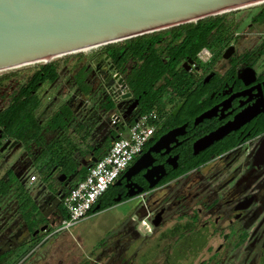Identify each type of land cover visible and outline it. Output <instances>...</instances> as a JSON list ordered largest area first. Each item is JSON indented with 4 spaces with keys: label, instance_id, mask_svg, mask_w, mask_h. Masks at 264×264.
Listing matches in <instances>:
<instances>
[{
    "label": "flooded vegetation",
    "instance_id": "1",
    "mask_svg": "<svg viewBox=\"0 0 264 264\" xmlns=\"http://www.w3.org/2000/svg\"><path fill=\"white\" fill-rule=\"evenodd\" d=\"M251 5L237 16L234 13L224 15L226 25L221 37L210 34L207 45L194 54L190 52L179 57L171 72L162 71L155 79L150 78L148 87L127 80V77L150 56L137 60L129 55H116L118 47L112 55L107 49L99 48L65 80H58L65 74V67L56 61L53 80L32 79L40 70L39 65L23 82L16 78V71L6 72L4 77L1 74L0 113L12 103L32 96L39 98L41 93L55 101L56 96L48 94L51 87L62 93L54 110L41 118L36 116V109L33 111L34 119L43 127L41 145L33 140L22 143L8 135L0 123V148L7 141L0 155L19 145L28 159L26 163H17L21 164L17 171L8 163L0 173L1 179L6 180L11 175L24 188L22 196L8 188L12 189L10 201L16 208L9 222L17 220V224L14 228H0V253L6 249L1 246L15 243L16 233L20 232L21 242L29 241L38 233L48 231L58 219L65 218L62 199L80 178L81 169L91 157L98 158L108 148L121 126L126 128L144 112L147 96H151L149 90L156 93L172 74L174 90L170 97L169 88L158 95L156 100L160 106L156 111V125L133 160L166 131L175 129L174 138L150 151L145 167L128 177L122 176L126 168L120 172L93 207L135 204L131 211L134 220L127 224L123 236L121 260L125 264H134L132 258L147 249L155 264H222L232 259L234 250L240 264H245V260L246 264H264V1ZM163 45L160 42L155 46V53L162 60ZM94 58L113 79L106 88L113 109L105 114L102 107L94 108L89 111L86 123H82L83 118L79 120L76 116L90 101L82 99L77 92L82 86L77 80H96L97 67L91 66ZM78 61L76 58L73 63ZM72 66L70 69L75 65ZM159 68L154 66L152 73ZM72 83L77 84L69 89ZM88 90L91 92L92 88ZM126 93L129 95L124 96ZM62 105L68 108V114L61 113ZM173 109L175 112L171 113ZM57 112L61 119L55 120ZM57 120L60 125L55 128ZM80 131L93 136L89 156L76 158V167L69 174L55 165L39 171L49 160L47 153H41L43 146L63 135L73 144L78 141ZM215 131L220 134L216 139L202 148L194 146L199 138ZM4 159L0 158V162L6 163ZM32 168L36 172L38 169L36 182L41 183L40 192L33 197L27 190L34 184L26 181ZM60 174H64L61 180L58 179ZM51 176L55 181H42ZM52 203L56 204V209L45 211ZM39 212L45 215L37 222L35 214ZM26 217L35 223L32 228ZM137 218L139 224L135 222ZM43 225V230L34 233ZM138 225L142 229L139 230ZM28 234L33 238H27ZM246 249L254 252L249 254ZM116 254L117 251L112 252L108 261L99 263L100 258H93L86 264H118L116 260L120 255L116 257Z\"/></svg>",
    "mask_w": 264,
    "mask_h": 264
},
{
    "label": "water",
    "instance_id": "2",
    "mask_svg": "<svg viewBox=\"0 0 264 264\" xmlns=\"http://www.w3.org/2000/svg\"><path fill=\"white\" fill-rule=\"evenodd\" d=\"M260 1L263 0H0V71L42 59L45 60L40 63H45L53 56L193 22ZM174 112L175 109L171 111ZM174 135L175 129L160 135L126 167L122 176L128 177L145 167L150 151L165 145ZM219 135L217 131L209 133L195 141L194 146L202 148ZM6 144L7 141L0 150ZM96 159L91 157L85 167ZM63 177L60 174L58 179ZM44 228L45 225L40 226L34 233Z\"/></svg>",
    "mask_w": 264,
    "mask_h": 264
},
{
    "label": "rangeland",
    "instance_id": "3",
    "mask_svg": "<svg viewBox=\"0 0 264 264\" xmlns=\"http://www.w3.org/2000/svg\"><path fill=\"white\" fill-rule=\"evenodd\" d=\"M251 6L253 5L230 10L225 14L234 13L237 16ZM166 40L167 38L165 37L161 43L164 44ZM119 42L120 41L113 42L112 46L107 48V50L110 51V55H112L115 52L116 48L119 47ZM102 46L103 45L83 51L60 55L51 59L56 60L59 65H64L65 67V74L62 75L58 80H65L64 78L71 76L72 71L75 70L78 65H80L84 60L93 55L94 52H96L99 48H103ZM160 49L161 46H158V50ZM76 58H78L79 61L73 63ZM39 63L40 62L24 64L17 67L1 70L0 75L5 74L6 72L16 71V78L19 79V82H23L28 74L36 68V64ZM71 64L75 65L73 69H70V67L72 66ZM91 66H93L94 68L97 67V70L95 71L96 80H77L78 84H82V88H77V92L80 93L82 99H88L90 101V104L86 105V108L82 107V112L76 116V118L79 120H82L83 118L82 123H86V121L88 120L89 111L94 108L102 107L105 114H107L110 109H113V102L110 101L106 92L107 86H110L113 80L110 76V73L107 72L103 67L98 66L97 58H94L92 60ZM4 83L8 84V82ZM61 84L62 83H60L58 87H60ZM76 84L72 83L71 85H69V89H72ZM62 86L64 87L65 83H63ZM89 87L92 88L91 92H89L88 90ZM6 90L8 91L9 87L6 88ZM46 90H48V88H46ZM48 92V94L53 93L54 96H56L55 101H52L49 95L45 97L44 94H39L40 103L36 108V116L39 118L54 110L58 103H60L61 101L60 94L62 92L60 93L58 88L54 89L51 87ZM81 133L83 135L85 134L84 131H80L79 135H82ZM3 157H5L4 160L7 164L0 162V173L4 170L5 166H7L8 163L10 166L14 165L13 168L15 171H17L16 169H18L21 165L17 163L22 161V163H26L28 160L26 158L25 151L19 145H15L11 149H6L5 152L0 155V158ZM33 171H36V169L32 168L30 172ZM42 181L51 183L55 181V179L53 178V176H51L45 177L44 179H42ZM40 190L41 183L36 182L27 190V193L29 196L33 197L35 195H38ZM12 195V189H7V191L0 195L1 229L3 227L10 228V226L14 228V225L17 224V220H12V224L11 222H9L11 220L10 218L12 217L11 214H13V211L16 209L15 204H12L10 201L13 197ZM134 207L135 204L129 202L122 205L107 207L104 209H96L95 212L89 217L78 220L66 228H62L63 221L66 219V217L60 218L50 226V229L48 231L38 233L37 237L33 239L34 241L39 240V242L34 246L33 251L32 249H30V246L33 244L32 239L29 241L21 242L19 234L20 232L17 231L19 233H16L13 239L15 243L7 246L4 244L3 246H1L2 249L6 248V253L9 252L10 254L7 257V261H5L3 264H14L16 260L17 263L15 264H86L93 261V258H100L102 261H108L109 259H111L112 252L114 251H117L116 257H118L119 255L120 257H122L124 254L122 250V243L124 242L123 236L125 235L127 224L129 222L131 223L134 220L132 219L134 218V215H132L131 217V211L132 209H134ZM55 209L56 204L52 203L45 209V211ZM44 215V212L35 214L36 221L38 222L40 219L42 220V216ZM135 220V222L139 224V218ZM20 223H23V221L21 220ZM137 227L140 226L138 225ZM140 229L142 228L140 227ZM29 237L30 235L27 236V238ZM247 251L249 254L254 252V250ZM23 252H27L26 255H24L22 259L18 260ZM235 253L236 252L234 250L232 253V259L230 258L228 261L222 262V264H240L241 261H239V258ZM150 258H152V254L147 249L143 253H140L139 251L136 257L132 258V261L134 264H144L146 262L147 264H155L154 261H151ZM244 263L246 264V260L244 261Z\"/></svg>",
    "mask_w": 264,
    "mask_h": 264
},
{
    "label": "trees",
    "instance_id": "4",
    "mask_svg": "<svg viewBox=\"0 0 264 264\" xmlns=\"http://www.w3.org/2000/svg\"><path fill=\"white\" fill-rule=\"evenodd\" d=\"M225 13L226 12L203 17L193 22L182 23L165 29L120 40V46L117 49L116 55H129L137 60H143L145 55L150 56L148 61L136 66L132 74L127 77V80H134L135 82H140L144 87H148L150 78L155 79L159 75L158 73H161L162 71L171 72L179 57H183L185 53L191 52V54H194L201 47L207 45L208 36L210 34L218 38L221 37V30L226 25L223 18L224 15H226ZM165 37L168 39L163 45L165 53L162 60L157 57L155 53V46L157 43L162 42ZM110 46H112V43L104 44L102 47L107 49ZM55 61L56 60H50L45 63L36 64L40 66V70L36 71L32 75V79L53 80L56 77ZM154 66H156V68L160 67L155 74L152 73ZM40 71H42V73H40ZM5 75L6 74H3L2 77ZM167 88L170 89V97V94L174 90L172 74L165 79V83L162 84L161 88L158 89L156 93L149 90L151 96H147L143 111L145 112L149 109L157 111L160 104L156 99L158 95H160ZM39 103V98L37 96H32L30 98L20 100L16 104L12 103L7 106L0 113V123L4 125L6 133L24 144H27L28 140H33L35 143L41 145L42 139L40 138V132L43 127L36 122L33 116V111L38 107ZM59 109L61 110V113L63 112V114H68V108L66 106L62 105ZM169 116H171L170 113ZM53 119H61L60 114L57 112ZM58 124L60 125V121L57 120L53 126L56 128L58 127ZM64 137L65 135L61 136L58 140L50 141L46 146L42 147L41 153H47L49 155V160L46 161L45 164L41 165L39 171L53 165L58 167L59 170L65 174H69L75 169L76 163L72 157L73 152L67 148L71 142L69 143V141ZM7 172L9 171L7 170ZM85 173L86 167H83L81 169L80 178H82ZM8 188H13L17 194L21 196L23 194V185L16 183L11 175L6 180L0 178V195ZM64 217H66V215ZM26 220L30 225V228L35 225V223L29 221L27 217ZM32 241L33 244L30 246V249H32L39 242V240L34 241L33 239ZM26 253L27 252H23L18 260L22 259ZM9 255V252L6 253V250L1 252L0 264L7 261V257ZM15 263H17V260Z\"/></svg>",
    "mask_w": 264,
    "mask_h": 264
},
{
    "label": "built area",
    "instance_id": "5",
    "mask_svg": "<svg viewBox=\"0 0 264 264\" xmlns=\"http://www.w3.org/2000/svg\"><path fill=\"white\" fill-rule=\"evenodd\" d=\"M204 52L201 50V53ZM157 122V112L149 109L137 116L87 169L85 175L69 187L62 199L66 219L62 228L86 218L95 200L112 184L120 172L138 155ZM36 174L30 172L26 181L31 184ZM142 223H144L142 221Z\"/></svg>",
    "mask_w": 264,
    "mask_h": 264
},
{
    "label": "crops",
    "instance_id": "6",
    "mask_svg": "<svg viewBox=\"0 0 264 264\" xmlns=\"http://www.w3.org/2000/svg\"><path fill=\"white\" fill-rule=\"evenodd\" d=\"M85 134L83 135H79V138H78V141L75 142V143H71L69 144V146L67 147L69 150H71L73 152V159L75 160L76 158H79V157H82V158H85L87 156L90 155L89 151V146L94 142L93 141V136H91L89 134V132L87 131H84ZM98 136V133L96 134ZM70 138V137H69ZM69 141V140H68ZM102 152H105V149L102 151ZM33 173L36 174V176H38L37 172L36 171H33ZM27 177V176H26ZM38 180V178H36V180L32 183H36V181ZM94 204V203H93ZM96 207V206H95ZM95 207H93V205L91 206V209L89 211V215L87 217H89L90 215H92L96 209H104V205L100 206V207H97L95 209ZM84 219V218H83ZM141 227V226H140ZM140 227H137L139 230H140ZM99 263H102L104 261H102L101 259L98 261ZM116 262L118 264H125V262H123V260H121V257H119Z\"/></svg>",
    "mask_w": 264,
    "mask_h": 264
},
{
    "label": "bare ground",
    "instance_id": "7",
    "mask_svg": "<svg viewBox=\"0 0 264 264\" xmlns=\"http://www.w3.org/2000/svg\"><path fill=\"white\" fill-rule=\"evenodd\" d=\"M263 1H264V0H263ZM239 8H241V7H239ZM237 9H238V8H237ZM95 47H96V46H95ZM95 47H88V48L80 49V50H77V51H83V50H87V49H91V48H95ZM77 51H72V52H70V53L77 52ZM66 54H68V53H66ZM62 55H64V54H62ZM58 56H60V55L53 56V57H51V58H49V59H47V60L49 61V60H51V59H53V58H55V57H58ZM44 60H45V59H42V60H38V61H34V62L27 63V64L37 63V62H42V61H44Z\"/></svg>",
    "mask_w": 264,
    "mask_h": 264
}]
</instances>
